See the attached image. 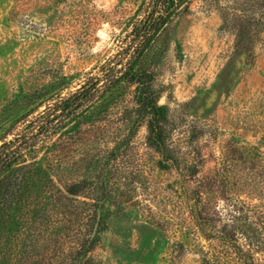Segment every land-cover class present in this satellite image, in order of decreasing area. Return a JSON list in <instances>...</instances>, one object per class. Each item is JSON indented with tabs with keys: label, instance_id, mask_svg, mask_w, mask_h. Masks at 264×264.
<instances>
[{
	"label": "rangeland",
	"instance_id": "obj_1",
	"mask_svg": "<svg viewBox=\"0 0 264 264\" xmlns=\"http://www.w3.org/2000/svg\"><path fill=\"white\" fill-rule=\"evenodd\" d=\"M219 2L191 0L142 62L156 75L177 153L198 166L191 182L186 171L157 166L135 86L99 98L137 56L133 32L150 0H0V147L13 143L0 161L19 151L0 199V264H202L216 243L190 216L197 193L194 211L212 220L202 232L228 220L227 231L243 248L240 233L251 236L264 264V184L234 139L264 155V34L250 69L220 29ZM95 83L90 102L67 114ZM99 178L108 180L103 189Z\"/></svg>",
	"mask_w": 264,
	"mask_h": 264
},
{
	"label": "trees",
	"instance_id": "obj_2",
	"mask_svg": "<svg viewBox=\"0 0 264 264\" xmlns=\"http://www.w3.org/2000/svg\"><path fill=\"white\" fill-rule=\"evenodd\" d=\"M224 1H226L224 4L220 5V2L218 4L222 19V26L220 29L224 32H230L234 36V58L238 59L241 57V59L244 60V65L252 69L255 66V47L261 41L262 35L264 34V0ZM190 2L191 0H150L151 13L147 16L145 23L137 27L133 32L135 34V40L140 41L135 50L137 56L133 57V60H130L124 68L117 72L118 75H115L114 82L109 85L108 89L104 90L99 98H103L109 94L112 89L117 88L124 90L123 85L135 86V104L138 116L141 117L142 114L146 115L148 127L147 144L159 157L157 166L162 171H186V180H191L192 182L199 173L198 166L188 163L189 159L186 158H189V156L177 153V148L174 147L171 135L173 126L169 128V110L165 106L159 105V98L154 89L153 84L156 75L143 64L145 58L150 56V52L153 51L155 41H157L168 25L188 8ZM113 72L112 70V74ZM98 85V83H95L90 89L76 94L74 98H78V100L76 102H68L66 104V111H68V113L66 111L64 112L69 115H75L77 110L90 102L91 97L94 96L92 92ZM96 92H98V90ZM81 100L83 101L79 102ZM234 139L237 140L238 145H240V148H235L236 151L240 153L239 160L248 162L251 166L249 170L252 171V173L258 170V177L261 183L264 184V155L261 149L256 146H251L241 137ZM262 139H264V137ZM12 144V142L3 144L0 147V152L7 146L11 147ZM242 150H244L245 153L242 152ZM18 156L19 151L15 150L6 154L5 161H0L1 200H4L6 195L4 190L6 174L13 170ZM99 179L102 180L101 185L103 189L108 184V180L107 178ZM93 186L94 185L90 184L89 189L95 194L98 189L97 185ZM102 194L101 200L103 201L102 204H104L105 201H108L109 196H111V190L108 191V196L105 191ZM104 194H106L107 197L104 196ZM201 197L200 193H197L196 197L193 199L195 204L190 209V216L195 222V226L199 230V233H202L201 237L208 242L216 243V245H210L215 254L206 252L202 264H225L222 262L224 258L234 260L236 262L235 264H238L241 258H243V262L239 264H260L256 262L253 257V254H255L254 252L258 253L257 251L260 250L259 246L253 248L256 242L253 241L251 236L245 234L246 232L240 233V236H244V239H246L247 248H243L244 245L238 244V239L234 233L227 231L229 226H231L228 220L222 227V230L218 229V227H221L219 222L217 226H212L215 230V234H205L202 232L203 227L207 226V223L212 220L204 217L202 211H194L202 202ZM230 213L231 215H229L232 217L230 221L233 223L234 220L237 219V216L233 215L240 214L241 212L234 208ZM96 219L97 216L94 222L97 221ZM94 246L95 239H88V241L84 243V247L89 251H91ZM253 249L255 250L253 251Z\"/></svg>",
	"mask_w": 264,
	"mask_h": 264
}]
</instances>
